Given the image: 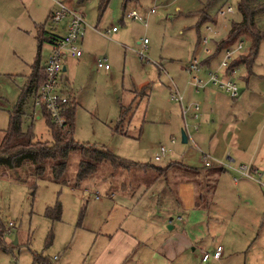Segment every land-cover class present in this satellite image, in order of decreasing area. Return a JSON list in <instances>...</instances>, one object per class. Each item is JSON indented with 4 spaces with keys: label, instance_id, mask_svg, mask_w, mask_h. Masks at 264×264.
<instances>
[{
    "label": "rangeland",
    "instance_id": "374dc122",
    "mask_svg": "<svg viewBox=\"0 0 264 264\" xmlns=\"http://www.w3.org/2000/svg\"><path fill=\"white\" fill-rule=\"evenodd\" d=\"M57 2L83 11L90 26L84 38L83 57L77 65L71 62L66 72L74 83V94L80 102V105L76 104L74 138L81 143L105 147L123 160L150 164L152 173L162 176L164 171L155 167L172 159L195 166L199 152L195 145L183 143L181 132L175 134L176 143L172 145L171 132L159 123L167 118L164 111L172 109L175 104L169 96L168 82L171 78L180 82L188 78L186 66L199 50L200 38L205 34L211 36L210 48L213 50L215 40L226 34L224 25L228 27L240 17V0H109L103 8L100 7L101 0H0V130L9 127L10 114L26 87L31 65L38 55L40 31L63 32L62 24L55 26L49 20ZM228 6L233 7L234 13L224 18L220 10ZM257 7H263L259 12L262 13L264 0H260ZM152 9H155L154 13L150 12ZM131 10L139 11L148 25L127 18L125 14ZM201 10L208 12L212 20H197ZM209 25L220 29L221 35L207 32ZM113 27L119 31L109 37L102 35ZM144 39L148 40L147 49L141 51L140 43ZM249 45L244 42L242 51H246ZM50 52V42L43 41L42 64ZM105 58L110 70L97 66V60ZM253 70L257 75H253L250 86L262 93L260 100L264 102V40ZM243 72H238L236 79ZM61 85L74 102L65 77ZM134 90H138L135 92L137 97L144 96L134 103L128 120L121 122L122 105L132 103ZM33 104L34 99L28 96L23 129L33 127L35 139L52 142V128L45 116L42 115L40 120L32 119ZM261 125L259 122L255 126L256 138L260 141L264 135ZM162 144L173 147V154L168 160L157 162L153 157ZM79 160L78 152L70 155L65 183L55 181L51 163L42 178L33 174L31 165L17 171L0 168V224L5 225L6 247L0 248V264H42L34 260L35 255L47 257L55 264H90L94 254L90 247L96 233L90 232L87 226L89 221L91 225L92 221H99L98 216L103 214L94 208L92 199L97 195L106 198L118 193L128 176L125 179L124 172L120 171L122 168L115 170L107 162L100 164L94 174L75 186ZM172 164V178H169L176 185L178 179L186 175L185 168L188 167L178 162ZM129 169L139 176L146 173L139 171L137 166ZM149 172L141 178L152 181ZM162 181L166 183L165 177L161 178ZM167 194L162 192L161 200L172 202V197L170 199ZM57 202L62 205L59 220L49 214V209L55 208ZM9 221L14 225L9 226ZM231 243L232 240L228 244ZM249 243L250 247L245 244L242 248H246L237 253L226 247L223 263L264 264V224L254 232ZM149 252L138 264H163ZM197 254L173 264H196Z\"/></svg>",
    "mask_w": 264,
    "mask_h": 264
},
{
    "label": "crops",
    "instance_id": "0c3cea01",
    "mask_svg": "<svg viewBox=\"0 0 264 264\" xmlns=\"http://www.w3.org/2000/svg\"><path fill=\"white\" fill-rule=\"evenodd\" d=\"M180 14L182 13L180 12ZM205 17L210 20L213 18L208 12L201 10L197 20L201 21ZM240 19L241 14L236 21ZM256 23L260 29L264 30V11L257 15ZM62 26V33L57 34L58 32L55 33V31L48 33L41 30L37 37L39 40L38 55L31 65L27 84L35 73H38L35 78H40L34 80L32 92L44 77L43 69L46 61L44 64L41 63L43 41L50 42L51 49L52 37L55 38L65 33L66 21L62 23ZM231 26L232 23L227 27L226 34L217 39L213 51L203 55L205 58L202 59V68L198 74L201 79L206 81L204 87L195 90L193 86L189 85L190 74L187 68L190 62L186 66L188 74L186 80L180 82L177 79L178 82L171 78L168 82L169 96L173 85H176L184 93L183 104L172 100L175 103L173 108L165 110L164 113L168 114L167 118L159 122L164 124L173 137L176 133H182L185 130L186 121L183 115V106L195 102H199L201 106L198 118L193 117L192 113L188 115L189 130H185L188 142L195 145L199 151L195 166L172 159L164 165L158 166L162 169L165 168L164 176L152 173V166L148 164L137 166L139 171H146L144 174L142 172L140 176L139 173L132 172L129 168H122L120 171L124 172L125 179L127 176L128 178L124 180L118 193H112L106 198L97 195L92 199L94 208L103 214L98 216L99 221L94 223L92 221V225L89 221L87 226L90 232L96 233L93 245L90 247L94 253L90 264H128L129 262L138 264L145 253L149 251L152 256L161 259L163 264H173L182 258L189 259L196 252H198L195 256L196 264H224L226 247L237 253L251 246L249 243L251 236L264 224V185L256 179L241 177L233 170V167L247 164L255 176L261 173V179L264 182V135L261 141L256 138L257 130L255 128L260 122L261 128L264 130V102L260 100L262 93L250 86L253 75H257L253 68L258 56L252 68H249L243 61V57L249 54L251 47L247 34L239 39L249 42L250 45L246 51L233 60L232 66L235 67V73L232 75L221 74L222 77L231 78L238 83L240 88L238 98H231L226 90L208 82V72L219 65L226 47L229 46V44L224 46L222 41L228 40ZM118 31H114V33ZM46 33L47 36H45ZM111 33L113 31L109 34L107 32L101 34L109 37ZM84 42L85 40L82 42V49ZM81 57L68 58L65 62L66 70L63 73V78L65 77L68 81L69 90L74 97L73 103L77 105H80V102L76 93L74 94V83L70 81L66 72L68 65L71 62L77 65ZM242 70L244 72L240 74L238 81L235 76ZM136 91L138 90L132 91V103L129 106H124L131 108L126 120L132 114L134 103L138 98L144 96L137 97ZM29 96L34 99L32 93ZM42 115L44 113L33 104L32 119L40 120ZM151 122L157 123V121ZM195 125L198 126V129L195 128ZM201 151L209 152L214 161L213 166H204ZM173 162L188 167L185 168L186 175L181 176L176 185L175 182H170V178H172L170 170L173 169ZM149 171H151L154 181L141 178L142 175L149 174ZM162 177H165L166 183L161 182ZM108 181L111 182L110 179ZM164 191L168 192L167 195L170 196V199L172 197V202H168L166 199L161 200L160 196ZM231 240L230 245L228 243ZM245 244L246 247L242 248ZM218 246L223 248L221 258L203 262V253H212ZM140 251L141 255H139Z\"/></svg>",
    "mask_w": 264,
    "mask_h": 264
},
{
    "label": "built area",
    "instance_id": "2783aa9c",
    "mask_svg": "<svg viewBox=\"0 0 264 264\" xmlns=\"http://www.w3.org/2000/svg\"><path fill=\"white\" fill-rule=\"evenodd\" d=\"M150 12L154 13L155 9H152ZM232 13H234L232 6L220 10V15L224 18ZM125 15L130 19L141 20L147 25V20L143 18L137 10L127 11ZM49 20L50 23L55 26L66 21V31L63 35L57 36L53 39L51 52L43 69V80L36 86L32 95L34 97L35 107L43 113L44 111L48 113L50 121L55 127L64 128L68 122L69 107L73 103L70 94L61 85L65 62L68 58H79L83 55L82 42L89 25L83 11L72 8L62 2H58V7L51 12ZM206 28L207 32L214 33L216 36L221 35V30L218 28L211 25ZM224 28H227L226 24L224 25ZM111 31H117V28L113 27L112 30H108L107 33L109 34ZM211 41L212 38L209 33L208 35L205 34L201 37L200 48L193 56L187 68V71L190 74L188 83L193 86L195 90H199L206 85V81L201 79L198 72L202 68L203 55L210 54L213 51L212 48H210ZM216 41L217 40H215V42ZM147 44V39H144L143 42L140 43L141 51L147 49ZM243 47V40H238L233 46L226 47L219 65L208 72V82L226 90L233 99L238 98L240 94L238 83L231 78L222 77L221 74L225 73L226 75H232L235 73L236 70L235 67L232 66V62L243 52ZM139 55L142 57V52L139 53ZM97 65L99 68H104L106 70L110 69V65L107 63L106 58L98 59ZM170 99L183 104L184 93L176 85H173L170 92ZM200 110L201 106L199 102L183 106L186 131L189 130V124L187 123L188 115L192 113L193 117L198 118ZM195 128L198 129V126L195 125ZM171 143H176L175 137L171 138ZM172 152V147L162 144L158 147L153 159L157 162H161L169 158ZM201 156L205 167L214 165L213 158L210 154L201 151ZM228 167L231 166L228 165ZM233 170L241 177L256 179L260 184L264 185V182L261 179V173H258L255 176L253 170L247 164L233 167ZM8 224L9 226H13L14 222L9 221ZM222 252V246H218V248L212 253L204 252L202 260L203 262H208L210 259L219 260L222 256Z\"/></svg>",
    "mask_w": 264,
    "mask_h": 264
},
{
    "label": "trees",
    "instance_id": "16d2710c",
    "mask_svg": "<svg viewBox=\"0 0 264 264\" xmlns=\"http://www.w3.org/2000/svg\"><path fill=\"white\" fill-rule=\"evenodd\" d=\"M109 0H101L100 7L107 5ZM260 0H240L239 12L241 19L232 23L228 40L223 42L226 46L236 43L244 34H247L250 39V51L247 56L243 57V61L252 68L258 54L261 42L264 40V31L259 28L256 23V17L262 8H258ZM262 5V4H261ZM204 17V16H203ZM203 22L209 18H202ZM52 37L51 41H53ZM38 73L33 75L24 89L18 103L10 114L9 127L5 130H0V168H6L10 171L19 170L27 165H31L33 174L42 178L51 163V170L55 181L62 180L68 167V159L74 152L80 154L78 163L77 176L75 186L80 184L84 179L94 174L98 166L102 163H111L113 168L128 169L132 166L141 165L119 158L109 149L105 147H97L90 144H85L77 141L74 138L75 131V115L76 104L72 103L68 110V122L64 128L55 127L50 121V116L44 111V115L52 128V142H42L35 139L33 127L28 130L23 129V114L24 106L28 96L32 93L35 79ZM40 80V79H39ZM43 78L40 80L42 81ZM38 81V80H37ZM131 108L122 106L121 108V122L126 120ZM146 165V164H143ZM151 166L150 164H148ZM155 167V166H153ZM161 170L160 167H155ZM162 170H165L163 168ZM53 215L55 220H59L62 216V205L57 202L55 208L49 209V214ZM5 225L0 224V248L5 249L4 244ZM34 260L42 264H54L51 259L47 257H38L35 255Z\"/></svg>",
    "mask_w": 264,
    "mask_h": 264
},
{
    "label": "water",
    "instance_id": "95a60500",
    "mask_svg": "<svg viewBox=\"0 0 264 264\" xmlns=\"http://www.w3.org/2000/svg\"><path fill=\"white\" fill-rule=\"evenodd\" d=\"M66 70V67H64V71ZM182 141L183 143H187L188 142V136L185 130L182 131ZM15 243H17V240L15 241Z\"/></svg>",
    "mask_w": 264,
    "mask_h": 264
}]
</instances>
